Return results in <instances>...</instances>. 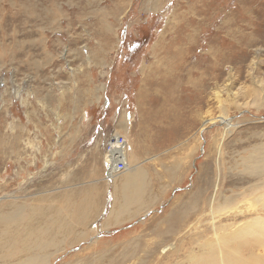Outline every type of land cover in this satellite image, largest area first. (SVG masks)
Wrapping results in <instances>:
<instances>
[{
  "label": "rangeland",
  "instance_id": "374dc122",
  "mask_svg": "<svg viewBox=\"0 0 264 264\" xmlns=\"http://www.w3.org/2000/svg\"><path fill=\"white\" fill-rule=\"evenodd\" d=\"M257 93L264 0H0V213L86 209L50 264H191L214 238L242 245L264 217V168L246 162L264 157ZM114 131L129 164L115 178ZM134 165L143 207L112 223ZM252 243L240 252L258 264Z\"/></svg>",
  "mask_w": 264,
  "mask_h": 264
},
{
  "label": "bare ground",
  "instance_id": "6f19581e",
  "mask_svg": "<svg viewBox=\"0 0 264 264\" xmlns=\"http://www.w3.org/2000/svg\"><path fill=\"white\" fill-rule=\"evenodd\" d=\"M257 95L258 97L254 98L253 101L254 103H259L258 105H260L261 102L264 101V95H262L261 93L260 94L257 93ZM225 117H227L225 112L222 115H220V118H225ZM262 149L263 148H261V150ZM263 154L264 153L262 152L261 155ZM261 158H257L254 162L253 160L248 159L246 160V162L247 164H249L250 162L253 163L250 167L251 169H255V170L263 169L264 157L262 159ZM139 168L140 165H134V167L131 166L130 171L128 170L127 175H125L123 180L121 181L120 189L124 192L123 193L124 199L122 200L123 203L121 204V206L119 204L118 207L115 208V210L113 208V210L116 213L115 212L113 213L112 223H119V221L124 219L125 217L124 214L130 213L129 205L132 202H136L140 204V206L143 205L142 201L147 186L144 184L146 172L145 170H140ZM262 171L263 170H261V173ZM254 174L256 175V173ZM117 175L118 174L112 177L115 178ZM107 176L110 177L109 175ZM257 187H253V188L255 189ZM252 192L255 191L252 190ZM249 194L243 193V197ZM237 199L238 197H233V196L227 198L225 197L224 203L221 204H225L231 207V205H233ZM194 203H196V201ZM55 206L56 205H54V203L49 207L46 206L47 208H44L43 205H41L40 207L37 206L39 210L37 209L38 211H36V214L34 211L33 212L34 214L31 213V215L28 212L29 208L21 205H17L16 209L8 213H3V212L0 213V264H50L49 260L52 254L55 251L58 252V250L61 248L64 242H70V243L72 242V240L68 241L70 239L69 234L77 233L78 236L80 237L83 236L82 234L85 232L83 231L76 232L74 230V227L78 222V221L76 222V220L86 219L87 217V215L85 214L86 209L84 208L81 213L73 212L70 214L68 213L64 214L60 206L59 208H56ZM211 207L212 206H210V209ZM139 208L141 209V207ZM212 208H214V206ZM185 218L186 217H183L181 218V220H185ZM245 231H247L248 233L244 237L242 245L239 242L233 244L232 240L229 239L214 238L215 242L213 241L212 242L215 243V246L217 245V247L214 248L211 246L213 252L211 251L212 253L209 254L206 252L207 255H203V258H199L202 256L198 257L197 255L191 256L190 257L191 264H255L254 262L250 263V261L249 262L246 261L248 259V258L246 259V257L248 256L242 255L243 253L240 251L242 247L244 246L248 247L251 239L253 242L252 244L256 243L255 247H257L258 245L259 246L258 248L260 250L262 248L264 249V217L257 216L255 220L247 226ZM254 250L249 253V256L251 255V257L253 258L262 259L264 255L261 254V256L259 257L255 256ZM257 260L258 259H256L255 261ZM259 263L264 264V260L263 261L260 260Z\"/></svg>",
  "mask_w": 264,
  "mask_h": 264
},
{
  "label": "built area",
  "instance_id": "2783aa9c",
  "mask_svg": "<svg viewBox=\"0 0 264 264\" xmlns=\"http://www.w3.org/2000/svg\"><path fill=\"white\" fill-rule=\"evenodd\" d=\"M128 140L125 135L114 131L108 138L105 149L104 164L109 176L122 174L126 171ZM129 155V152H128Z\"/></svg>",
  "mask_w": 264,
  "mask_h": 264
},
{
  "label": "trees",
  "instance_id": "16d2710c",
  "mask_svg": "<svg viewBox=\"0 0 264 264\" xmlns=\"http://www.w3.org/2000/svg\"><path fill=\"white\" fill-rule=\"evenodd\" d=\"M147 32H144V35H143V38L145 39V37L147 36ZM142 35V34H141ZM135 43H136V45H135V50H138L140 47H141V45H142V43H143V40H142V38H140V36L139 37H137V39H136V41H135ZM133 57V55H131V54H127V57L125 58L128 62H130V61H133V67H132V69H136L138 66L137 65H135L136 64V58H132ZM139 60V59H138ZM136 81L138 82V79H136ZM137 85V84H136Z\"/></svg>",
  "mask_w": 264,
  "mask_h": 264
},
{
  "label": "crops",
  "instance_id": "0c3cea01",
  "mask_svg": "<svg viewBox=\"0 0 264 264\" xmlns=\"http://www.w3.org/2000/svg\"><path fill=\"white\" fill-rule=\"evenodd\" d=\"M124 175V174H123ZM122 177H124V176H122Z\"/></svg>",
  "mask_w": 264,
  "mask_h": 264
}]
</instances>
